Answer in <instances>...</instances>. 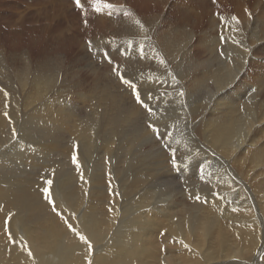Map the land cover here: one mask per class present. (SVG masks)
<instances>
[{
    "label": "bare ground",
    "instance_id": "1",
    "mask_svg": "<svg viewBox=\"0 0 264 264\" xmlns=\"http://www.w3.org/2000/svg\"><path fill=\"white\" fill-rule=\"evenodd\" d=\"M99 1L103 4L123 2ZM95 2L82 0V7L89 9ZM152 3L144 5L140 2L143 9L139 11H121L125 16L119 20L102 16L99 21L92 17L83 22L85 10L75 11V4L61 5L56 4V0H49L53 13L45 16L52 20L68 21L66 27L72 43L68 45L69 48L78 45L82 52H86L88 45L94 42L102 44L104 51L110 52L111 58L121 52H127L126 57L145 54L147 61L151 59L149 62L159 60L163 52L170 59L178 57L176 66L183 68V77L191 83L188 92L193 93L195 89L202 88L207 95H213L214 107L207 112L203 126H200L206 136L203 135L205 139L201 138L205 140L207 148L217 154L216 158L236 173L232 175L224 167H217L218 171L210 177L214 188L199 199H196L197 194L190 196L191 201H187L186 196L179 197L173 193L164 192L159 195L155 186L148 185L147 177L152 173L158 175L154 173L162 168L161 161L145 169L139 162L142 160L143 136L134 127L136 124L130 130L128 127L130 118L134 119V113L138 114L140 109L134 112L135 104H124L123 96L129 98L133 95L120 89L122 85L129 84L121 80L119 72L117 76L112 74L110 80L120 79V87L112 85L116 90L110 88L108 81L99 82L101 86L96 88L100 89V95L95 98L97 103L103 99V112L94 111L91 118L85 121L74 111L75 105L70 102V98L63 95L66 84L72 79L69 77L71 74L67 73L69 70L59 69L63 61L59 55L51 59L48 55L42 59L45 64L41 60L36 67L25 54L20 63L11 66L0 50V264H88V259L92 264H264V0H189L182 5L176 4L174 0H156L154 7L162 8L159 12L151 8ZM26 6L28 8L23 10L30 7L34 9L33 13L28 10L32 15L47 14V6L44 4ZM166 10L179 16L180 24L169 21L164 29L158 27L164 16L162 13ZM103 24L109 27L104 30L106 34L97 38L89 37L87 40L83 38L82 33L91 29V26L99 28L98 33L102 32L100 29L104 28ZM47 29L48 26L42 28L43 31ZM20 30L15 33L21 35ZM193 34L198 37L191 44ZM113 37L122 39L107 46L108 39ZM123 38L128 42L123 43ZM40 42L51 44L45 38H41ZM106 57L110 60V56ZM104 61L102 63H106ZM131 61L134 64L140 60L128 62ZM141 64L138 65L139 69ZM156 64L162 65L158 62ZM106 65L114 68L111 63ZM129 65L128 69L132 66ZM92 69L95 70L94 67ZM96 69L99 70V67ZM149 69L144 67L132 73L125 72L127 76L124 75V79L131 82L144 79L149 83L153 81L145 80L151 77L146 74ZM72 71V77L75 78V71ZM162 73L158 75L160 79ZM76 78L72 87L78 90V96L84 100L91 96L92 99L97 91L80 86L81 75ZM155 79L157 81L156 76ZM87 86L85 84L84 87ZM162 94H159V98ZM138 104L137 108L143 107ZM20 106L24 108L22 115L19 114ZM110 112L115 114L107 115ZM196 112L198 114L199 111ZM189 115L183 117L188 120ZM146 118L142 119L145 121ZM150 120L152 123L156 121L155 118L154 121ZM169 131L167 136L175 132ZM99 132L105 136L99 145L95 144L97 148L94 141ZM117 135L120 142L114 151L113 142H116ZM179 137L184 138L183 135ZM111 153H115L112 158ZM74 154L76 162L73 161ZM130 156L139 160L130 165ZM117 158H123V166H119L120 162L116 165L114 160ZM214 160L210 157L208 161ZM223 163H219V166ZM49 180L52 181L50 185L47 183ZM156 181L160 186L162 181ZM46 187L55 203V211L53 205L45 199L43 189ZM9 213L12 214L11 219H8ZM255 214H258V218ZM65 220L91 241L93 252L90 256L87 245L67 227Z\"/></svg>",
    "mask_w": 264,
    "mask_h": 264
},
{
    "label": "rangeland",
    "instance_id": "2",
    "mask_svg": "<svg viewBox=\"0 0 264 264\" xmlns=\"http://www.w3.org/2000/svg\"><path fill=\"white\" fill-rule=\"evenodd\" d=\"M90 1H92V2H95L96 0H90ZM121 1H123L124 3H125V5L124 4H122V3H120V4H116V3H114V2H112V3H110V5H112V7H110V8H108V7H103V3H101L100 1H99V4L101 5V7H102V10L100 11V12H96L95 11V7H94V4L96 3H93L92 5H91V8H89V9H85V12H84V16H83V19H82V21L84 20V19H87V18H92V17H94V18H96L97 20L98 19H100V17H102V16H106V17H110V18H112L113 20H114V18L117 20H119L120 19V17H124L125 16V13H123V12H121V11H128L129 9H133V10H137V11H139V9H143L141 6H140V2H142L144 5L146 4V3H148V2H150V3H152V5H153V7H151V8H154V10H155V12H159V11H161L160 9H162V8H160V7H158V6H156V7H154V5H156L155 4V2H156V0H152V1H150V0H130V2H129V0H121ZM129 3H128V2ZM132 1V2H131ZM146 1V2H145ZM157 1H159V0H157ZM175 2H176V4H179V5H182V3L183 4H186L185 2H188L189 0H174ZM137 2V3H136ZM179 2V3H178ZM128 3V4H127ZM122 4V5H121ZM136 4V5H135ZM1 5V4H0ZM140 6V7H139ZM34 7V6H33ZM137 7V8H136ZM25 8H28L27 6H25ZM31 8V9H30ZM28 10H30V12H34V9L32 8V7H30ZM69 8V7H68ZM145 8V7H144ZM157 9H159L158 11H157ZM82 10H84V9H82ZM117 11V12H116ZM126 11V12H127ZM69 12V11H68ZM120 12H121V14H122V16H120L121 14H120ZM69 13H71V11L69 12ZM4 14H6V15H3V16H1L0 17V50L4 53V56H5V58L7 59V61H8V63H11V66L14 64V66L15 65H17L18 63H20L21 62V57L23 56V55H25V54H27L29 57V59L33 62V64L36 66V67H38V61L40 62L43 58H46L48 55L50 56V59L51 58H55L56 56H60L62 59H63V61H62V64H61V66H60V68L59 69H61V70H63V71H68L67 73H70L71 75H69V77H71V79H72V81H70V83H68V84H66L67 86H66V91H65V93L63 94V95H65V96H68L69 98H70V102L73 104V105H75L74 107V111L76 112V114H78V115H80L82 118H84V120L86 121V119L88 120L89 118H91V116H92V113L94 112V111H97V112H103V105L101 104V102H103V99L101 100V102H99V103H97V100H96V98L97 97H99V88H96V87H100L101 86V84L99 83V82H101L102 83V80H103V82L104 81H108L107 83H108V85H111V87L110 88H112L114 85L115 86H119L120 87V85H118V83L120 82L119 80L120 79H117V80H115V81H110L111 79H112V74L115 76H117L118 75V72H119V74H122L123 73V75H125V76H127V74L125 73V72H127V73H132L133 71H136V70H140V69H142V68H144V67H147L148 69L151 67V69H149L148 70V72H146V74H148V75H150L151 77L149 78V77H147L145 80L146 81H150V80H152L153 79V81L156 83V86H155V83L153 82V81H148L149 83H146L145 81H144V79H140V82L142 81L143 83H144V85H142L143 83L141 82H139V80L137 81V82H132L133 84H135L136 85V88H137V86H138V84H139V88H137V90L139 91V92H141V94H140V96H141V100L143 99V100H146V101H144V103H146L148 106H149V104L148 103H150V108L152 109V113H156V116H155V114L153 115V114H150L151 116H149L148 114H149V112H148V110L147 109H145L144 107H141V103H139L138 105H139V107H141V108H137V100L136 99H134L135 97V95H134V93H132L133 92V90H132V88H131V86H129V85H122L121 87H120V89H124V90H126V91H129L130 92V94L131 95H133V96H131V97H129L128 98V96L126 95V96H123L124 97V104L125 105H129L130 106V103H131V105H134V106H136V108H134V112L135 111H137L138 109H140V111L138 110V114H137V112L136 113H134L135 114V116L133 115V117H134V119L131 117L130 119H131V122L129 121V123H130V126L128 127L129 128V130L131 129V128H133V126L138 130L137 132H139L140 134H142V136H143V138H142V141H141V146H142V149H141V147H140V149L142 150V152H141V154H140V156H141V161H139V162H141V166H142V168H148V167H151V165L153 164L154 165V163H156V162H160L161 161V164H160V167H162L161 169H159L158 170V172L157 173H154V174H158L157 176L156 175H153V173L151 174V176H149V177H147V182H148V185L149 186H155L156 187V192L157 193H159V195L160 194H162V193H164V192H167V193H173L175 196H179L180 197V195H182V196H186V199H187V201L188 200H190L191 201V199H190V196L191 195H196V196H199V197H205L204 195H206V194H208L209 192H211L212 191V188H214V186H213V184L212 183H210V181H211V176L212 175H214L215 174V172H217L218 171V168H225V171H227V172H229L230 174H235L236 172H234V170L233 169H231V168H229L227 165H225L223 162H220V160L218 159V158H216V156H217V154L215 155V153H213L212 152V150H210V149H208L207 148V144H206V142H205V133H203L202 132V129L200 128V126L202 127L203 126V121L205 120V118L204 117H206L207 115H208V113H209V111H211V109H213V107H214V99L212 98L213 97V95L211 94V95H207V93H206V91H204V90H202V88H200V89H195V92H193L192 93V91H190V92H188V89H189V83L190 82H188L184 77H183V75H182V73H181V71L183 70V68H181V67H178V66H176V63L175 62H177V60H176V58H178V57H171V59L168 57V55L165 53V52H163L164 53V56H162L163 55V53L161 54V55H159V57H163L162 59L160 58L159 60H153L152 62H149V61H151V59H149L148 61L144 58V57H146L145 56V54L144 55H138V56H131V55H129V56H127L126 57V53L127 52H125V54H122L123 52H121L120 54L122 55V57H121V55L118 53L116 56H115V58H111L112 56H111V54H110V52H107V51H104V49H103V46H102V44H100V43H92V44H89L88 45V50L86 51V52H82V50H80V46H78V45H75V46H73L72 48L70 47H68V45L69 44H72L71 43V41L69 40V33H68V28L66 27L67 25H68V21H66V20H64V19H62L61 21H57V26H55V24L54 25H51V26H49L48 27V29L47 30H42V28L43 27H45V26H47V25H41V26H39V27H28V28H26V27H20L21 28V30L20 29H17V28H12L11 26L13 25V23H11L10 22V14H7V13H4ZM41 15V14H40ZM162 15H164L163 16V19H161V23L158 25V27L159 26H161V28H165L166 27V23L167 22H174V23H176V24H178L179 22V16H176V15H173V13H172V11L170 10H166L165 12H163L162 13ZM173 15V16H172ZM119 16V17H118ZM175 16V17H174ZM42 18V17H41ZM165 18H167V19H165ZM149 20V19H148ZM55 21V20H54ZM99 21V20H98ZM84 22V21H83ZM3 24V25H2ZM10 24H12L11 26H10ZM180 24V23H179ZM104 25V28H101L100 29V31H102V32H100V33H98L97 32V30L99 29V28H93L91 25V29H89L87 32H83L82 33V35H83V38H85L86 40L90 37V38H93V37H95V38H97V37H99V36H101V35H104V34H106L105 32H104V30L105 29H107V28H109L108 27V25H105V24H103ZM197 25H199V24H197ZM185 28L184 29H187V27L186 26H184ZM26 29H28V30H26ZM32 30V31H30V30ZM21 31V35L20 34H16L15 32H17V31ZM39 30V31H38ZM55 32V33H54ZM60 33H62V34H60ZM53 34H55V35H53ZM57 34V35H56ZM18 35V36H17ZM51 35H53L52 36V38H51ZM60 35V36H59ZM55 36V37H54ZM196 35L195 34H193V38H192V41H191V44L192 43H194L195 41H196V38L198 37H196ZM41 38L42 39H47V40H49L50 41V45L46 42V44H44V43H42V42H40V40H41ZM161 38V37H160ZM195 38V39H194ZM54 39H56V40H54ZM120 39H122V38H116V37H113V39H108V45L107 46H110V45H114L115 43H117ZM125 38H123V43H126V42H128L127 41V39H125ZM126 41V42H125ZM194 41V42H193ZM14 44V45H13ZM64 45V46H63ZM128 50H129V48H128ZM139 51H140V49H138ZM100 52V53H99ZM141 52V51H140ZM83 53V54H82ZM90 56H89V55ZM166 54V55H165ZM106 55L107 56H110V60L106 57ZM115 55V54H114ZM119 55H120V57H121V60H120V57H119ZM8 56V57H7ZM58 56V57H59ZM86 56H87V58H86ZM177 56H179V55H177ZM13 57V58H12ZM17 57V58H16ZM126 57V58H125ZM88 59V60H86V59ZM116 58H118L120 61H118V59H116ZM129 58H130V60H133V61H136V62H138L139 60V63H135L134 62V64H133V62L132 63H129L128 61H130L129 60ZM146 60H144V59ZM165 58V59H164ZM173 58V59H172ZM9 59V60H8ZM39 59V60H38ZM86 61H85V60ZM127 59H128V61H127ZM137 59V60H136ZM165 60V63L167 64H165L164 63V60ZM168 59V60H167ZM14 60V61H13ZM84 60V61H83ZM106 61V63H111V64H113L114 65V68L113 69H111L108 65H106V63H102L103 61ZM163 62H162V61ZM171 60V61H170ZM10 61H12V62H10ZM66 61V62H65ZM104 61V62H105ZM127 61V62H126ZM161 61V62H160ZM169 61V62H168ZM172 61L174 62V63H172ZM16 62V63H15ZM65 62V63H64ZM94 62V63H93ZM120 62V63H119ZM148 62V63H147ZM156 62H158L159 64H162V65H158V64H156ZM41 63L42 64H45V60H42L41 61ZM69 65H68V64ZM75 63V64H74ZM119 63V65H117ZM141 63H143V65L141 64ZM151 63V64H150ZM163 63L165 64V65H163ZM171 63V64H170ZM126 64V65H125ZM129 64H131L132 66H131V68L130 69H128L129 67H130V65ZM137 64V65H136ZM140 64L142 65V67H140V69L138 68L139 66H140ZM145 64V65H144ZM154 65V66H151V65ZM172 64H173V66H172ZM175 64V65H174ZM100 65V66H99ZM120 65H122V66H120ZM125 65V66H124ZM139 65V66H138ZM147 65V66H146ZM158 65V66H157ZM170 65V66H169ZM10 66V67H11ZM66 66V67H65ZM80 66V67H79ZM90 66V67H89ZM116 66V67H115ZM119 66H120V68H119ZM169 68H168V67ZM95 68V70H93L92 68ZM99 67V70L98 69H96V68H98ZM172 67V68H171ZM177 67V68H176ZM101 68V69H100ZM107 68V69H106ZM162 68V69H161ZM72 69L75 71V74H76V77L77 76H79V75H81V79H79V84H81L80 86H83V88L85 89H87V90H90V91H97V94L94 96V97H92V99H91V96H90V98H87V99H81L79 96H78V94H77V91L76 90H74V87H72L73 85H74V83H75V81H76V77L75 78H73L72 76H73V71H72ZM124 71V72H122V70ZM129 70V72H128V70ZM170 69H172V70H170ZM106 70V71H105ZM150 70H153L154 72H152L151 71V73H150ZM155 70L157 71V72H159L158 74H157V72L155 73ZM160 70L163 72H160ZM169 70V71H168ZM175 70V71H174ZM178 70V71H177ZM71 71V72H70ZM95 71V72H94ZM132 71V72H131ZM98 74H97V73ZM170 72V73H169ZM174 72H175V76H174ZM198 72H200V71H198ZM95 75H94V74ZM104 73V74H103ZM105 73H107L108 74V76L109 77H111L110 79H109V77L107 76V74H105ZM116 73V74H115ZM155 73V74H154ZM161 73L163 74L162 76H161V79H160V77L158 76L159 74L161 75ZM152 74V75H151ZM171 74V75H170ZM172 74H173V76H172ZM84 75L87 77H84ZM106 75V76H105ZM89 76V77H88ZM98 76V77H97ZM153 76H154V78H153ZM155 76H156V78H157V81H156V79H155ZM159 77V79H158V77ZM169 76H171V78L169 77ZM93 77V78H92ZM96 77V78H95ZM169 77V78H168ZM91 78V79H90ZM104 78V79H103ZM184 78V79H183ZM87 79V80H86ZM89 79V80H88ZM167 79V80H166ZM183 81H182V80ZM97 80V81H96ZM99 80H101V81H99ZM81 81V82H80ZM172 83H171V82ZM187 81V82H186ZM96 82V83H95ZM139 82V83H138ZM160 82V83H159ZM175 82H176V86L175 87H173L174 86V84H175ZM179 82L181 83V84H179ZM159 83V84H158ZM85 84H86V86L88 87H84L85 86ZM97 84H99V85H97ZM117 84V85H116ZM161 84V85H160ZM183 84V85H182ZM191 84V83H190ZM209 84V83H208ZM113 85V86H112ZM148 85H149V87H148ZM153 85V86H152ZM180 85V86H179ZM15 86H17V85H15ZM128 86L130 87L129 89H128ZM143 86V87H142ZM152 86V88H150ZM162 88H161V87ZM174 89H172L171 87ZM146 87H148V88H146ZM154 87H156V88H154ZM170 87V88H169ZM142 88V89H141ZM143 88H145V89H143ZM154 88V89H153ZM177 88V91L175 90ZM186 88V89H185ZM96 89V90H95ZM148 89H150V90H147ZM155 89H157V90H155ZM165 89V90H164ZM167 89H169L170 90V92H169V90H167ZM180 89H181V92H183V97H182V94H180L181 92H179L180 91ZM112 90H116V89H113L112 88ZM144 90V91H143ZM154 92H153V91ZM159 90H161V91H159ZM18 91H20V92H23L22 91V89L20 90V89H18ZM143 91V92H142ZM156 91V92H155ZM202 91V92H201ZM144 92H146V93H144ZM153 92V93H152ZM158 92H159V94H161V93H165L164 95L162 94V97L163 96H165V97H161V95H160V98H159V94H158ZM169 92V93H168ZM172 92H173V94H172ZM179 92V93H178ZM171 93V95H169ZM188 93H189V96H187L188 95ZM195 93V94H194ZM130 94H128L129 96H130ZM144 94V95H143ZM149 94V95H148ZM152 94H154V97L156 96L157 97V99H156V97L154 98L153 97V95ZM202 94V95H201ZM20 95V94H19ZM146 95V96H145ZM151 95V96H150ZM178 95V96H177ZM20 96H22V95H20ZM148 96H150V97H148ZM191 96V97H190ZM96 97V98H95ZM126 97V98H125ZM132 97H134V98H132ZM146 97V98H145ZM186 97V98H185ZM130 98H131V100H130ZM148 98H149V100L150 101H148ZM155 99V100H153V99ZM161 98L163 99V101L164 102H162V100H161ZM166 98V99H165ZM207 98H208V100H207ZM120 99V98H119ZM118 99V100H119ZM182 99V100H181ZM186 99H188V100H186ZM199 99V100H198ZM203 99V100H202ZM129 100V101H128ZM135 100H136V103H135ZM152 100H153V102H152ZM180 100V101H179ZM184 100H186V102L184 101ZM91 101V102H90ZM159 101V102H158ZM177 101V102H176ZM179 101V102H178ZM152 102V103H151ZM189 102V103H188ZM194 102V103H193ZM198 102V103H197ZM206 102H207V104H206ZM92 103V104H91ZM119 103H121V102H119ZM127 103H129V104H127ZM163 103V104H162ZM165 103V104H164ZM187 103L190 105V107H189V105H187ZM213 103V104H212ZM96 104L98 105V106H96ZM156 104V105H155ZM159 104V105H158ZM172 105V106H170V105ZM177 104V105H176ZM178 104H180V105H178ZM184 104V105H183ZM199 106H198V105ZM82 105V106H81ZM94 105V106H93ZM153 105V106H152ZM158 105V106H157ZM175 105V106H174ZM196 105V106H195ZM77 106V107H76ZM84 106V107H83ZM143 106V105H142ZM155 106V107H154ZM211 106H212V108H211ZM93 107H95V108H93ZM162 107V108H161ZM179 107V108H178ZM191 107H193L192 108V112H191ZM200 109H199V108ZM20 109H19V114L20 115H22V113H24V108H23V106H20L19 107ZM98 108V109H97ZM157 108V109H156ZM177 108V109H176ZM187 108H189L188 110H186ZM194 108H198V109H194ZM206 108V109H205ZM145 111H144V110ZM178 110V111H176V110ZM21 110V111H20ZM91 110V111H90ZM142 110H143V113H142ZM161 110H163V112H161ZM179 110H182L181 112L179 111ZM194 110V111H193ZM196 110L197 111H199L198 112V114H196L197 112H196ZM160 111V112H159ZM167 111V112H166ZM191 113H190V112ZM202 111V112H201ZM88 112H90V113H88ZM144 112H148V113H144ZM183 112H185V113H183ZM205 112V113H204ZM208 112V113H207ZM162 113H163V115H162ZM177 113H178V115H177ZM90 114V115H89ZM105 114H107V113H105ZM111 115V114H115L114 112H110V113H108L107 115ZM138 116H137V115ZM142 114H144V115H146V116H144V115H142ZM171 114V115H170ZM190 114V115H189ZM140 115H142L141 117H139ZM176 115V116H175ZM180 115H181V117H183V116H185V115H187V117H188V115H189V119L187 120V117H186V119H185V117H183L182 118V120H181V117H180ZM192 115H193V118H192ZM106 116V115H105ZM153 116H155V117H153ZM171 116V117H170ZM139 117V118H138ZM146 118L145 119V121H146V123H145V121H144V119H142V118ZM159 117H160V119L162 120H160L159 119ZM199 117V118H198ZM204 119H203V118ZM99 118H101V117H99ZM149 118V119H148ZM154 118L156 119V121L158 122V123H156V121H154ZM164 118H166V119H168V122H167V120L166 119H164ZM191 118H192V120H191ZM142 119V120H141ZM148 119V120H147ZM150 119H152V121H154L153 123L151 122V120ZM171 119V120H170ZM184 119V120H183ZM195 119V120H194ZM139 120H141V122H139ZM166 120V121H165ZM177 120V121H176ZM200 120V121H199ZM132 121H133V123H132ZM137 121H138V123H137ZM147 121H149L148 123H147ZM164 121V122H163ZM171 121V122H170ZM184 121H186V122H184ZM187 121H188V123H187ZM191 121V122H190ZM180 122V123H179ZM203 122V123H202ZM140 123V124H139ZM142 123L144 124V125H142ZM178 123H179V125H178ZM150 124L151 125H154V128L152 127V130H151V126H150ZM169 124V126H167ZM172 124H174V125H172ZM175 124H177V126L175 127L176 128V131H175V129H174V126H175ZM194 124H195V126H194ZM202 124V125H201ZM133 125V126H132ZM141 127H140V126ZM148 125V126H147ZM157 125H161V127H157ZM171 125L173 126V127H171ZM183 125V126H182ZM145 126V127H144ZM147 126V127H146ZM164 126V127H163ZM168 128H167V127ZM181 126V127H180ZM197 126H198V128H197ZM138 127V128H137ZM142 128L141 130H142V132L144 131V133H142L141 132V130H139L140 128ZM150 127V128H149ZM180 129H179V128ZM183 127V128H182ZM194 127V128H193ZM144 128H146V131H145V129ZM159 130H158V129ZM171 128V129H170ZM193 128V129H192ZM150 131H148V130ZM156 129H157V131H156ZM167 129H169L168 131H169V133H171V130L172 131H175L176 132V134H173V133H175V132H172L171 134H169L168 136H167ZM185 129H187V130H185L186 132H184V130ZM183 131V132H181V131ZM191 130V131H190ZM193 130H194V132H193ZM198 130V131H197ZM152 131V132H151ZM158 131H160V132H158ZM165 131H166V133H165ZM146 132H149V133H146ZM162 132V133H161ZM17 133H18V131H17ZM158 133H159V135H158ZM179 133H181V135L179 134ZM184 133V134H183ZM187 133V134H186ZM195 133H196V135H195ZM2 134H4V133H2ZM98 134H100V135H102V138H101V136L100 135H98ZM104 133H101V132H99V133H97V138H95V141L94 142H96V143H94V145L95 144H98V143H100L101 142V140L102 139H104V136H105V134L103 135ZM117 134H118V132H117ZM156 134V135H155ZM186 134V135H185ZM188 134H189V136H188ZM198 134V135H197ZM156 137L155 139H153V137ZM171 135V136H170ZM184 136V138H182V137H179V136ZM203 135H205L204 137H203ZM14 136H15V134H14ZM165 138H163V137ZM175 136V137H174ZM186 136V137H185ZM151 137V138H150ZM158 137V138H157ZM168 137V138H167ZM172 139V140H170L169 141V139L170 138ZM173 137V138H172ZM194 138V140L192 139V138ZM200 137V138H199ZM204 138V139H202V138ZM160 138V139H159ZM163 140H162V139ZM181 140H180V139ZM186 138H187V140H189V141H187L186 140ZM190 138V139H189ZM147 141H146V140ZM149 139H151V140H149ZM168 139V140H167ZM179 139V140H178ZM193 141H192V140ZM197 139V140H196ZM202 139V140H201ZM161 140V141H160ZM164 140L165 141H168V142H164ZM184 140V141H183ZM191 140V141H190ZM154 141V142H153ZM160 141V142H159ZM175 141V142H174ZM185 141H187V143L185 142ZM196 141V142H195ZM120 142V139L118 138V135H117V138H116V142H113V146H114V151H116V149H117V145H118V143ZM145 144H143V143ZM148 142H149V144H148ZM177 142V143H176ZM193 143V144H190V143ZM116 143V144H115ZM157 143H158V145H157ZM162 143V144H161ZM166 143V144H165ZM173 145H172V144ZM183 143V144H182ZM168 144V145H167ZM175 144V145H174ZM189 145V147H188V145ZM195 144V145H194ZM99 145V144H98ZM98 145H95V146H97V148H98ZM116 145V146H115ZM148 145H150V146H148ZM185 145V146H184ZM201 145H203V146H205V147H203V146H201ZM147 146V147H146ZM179 146V147H178ZM187 146V147H186ZM195 146V147H194ZM144 147H146V149L144 148ZM151 147V148H150ZM173 147V148H172ZM192 147H194V148H192ZM157 148V149H156ZM176 148V149H175ZM178 148V149H177ZM183 150H182V149ZM197 148V149H196ZM144 149V150H143ZM150 149H151V151H150ZM157 150L158 152H156L155 150ZM159 149L161 150V151H159ZM201 151H200V150ZM175 150H177V151H175ZM192 150H194V151H192ZM196 150H198V151H196ZM174 153H173V152ZM184 151H185V153H184ZM192 151V152H191ZM145 152V153H144ZM161 152V153H160ZM149 153V154H148ZM173 155H172V154ZM184 153V156L182 155ZM192 153V154H191ZM114 154L115 153H111V158L112 157H114ZM148 154V155H147ZM151 154V155H150ZM154 154V155H153ZM196 154H198V155H196ZM97 155V153L95 154V156ZM176 155V156H175ZM204 155V156H203ZM207 155L209 156V157H207ZM214 155V156H213ZM155 156H157V157H155ZM163 156V157H162ZM179 156V157H178ZM182 156V157H181ZM198 157V159H197V157ZM146 157V158H145ZM161 157V158H160ZM173 157H175L176 158V160H177V163L175 164V165H173L172 164V159H173ZM181 157V158H180ZM192 157V158H191ZM202 159H201V158ZM210 157H211V159H215L214 161L215 162H210V161H208L209 159H210ZM149 158V159H148ZM164 158V159H163ZM195 158V159H194ZM208 158V159H207ZM130 159L131 160H129V161H131L129 164L130 165H132L133 164V162L134 161H137V160H139V159H137L136 160V158H133V157H131L130 156ZM144 159V160H143ZM153 159V160H152ZM162 159V160H161ZM119 160H120V158H119ZM118 160V158L117 159H115L114 161L116 162V165H119V162H120V165L119 166H123V163H122V160H123V158H121V160L119 161ZM181 160V161H180ZM199 160V161H198ZM206 162H204V161ZM223 160V159H222ZM195 161L198 163H195ZM142 162H144V163H142ZM165 162V163H164ZM171 162V163H170ZM223 163L222 165H220L219 166V163ZM149 163V164H148ZM151 164V165H150ZM198 165V167H197V165ZM203 164H205V165H203ZM153 165H152V167H153ZM170 165V166H169ZM172 165V166H171ZM189 165V166H188ZM201 165V166H200ZM203 165V166H202ZM167 166V167H166ZM200 166V167H199ZM208 166V167H207ZM210 166V167H209ZM213 166V167H212ZM203 167H205V168H203ZM207 167V168H206ZM218 167V168H217ZM173 168V169H172ZM175 168V169H174ZM180 168V169H179ZM196 168H198V169H196ZM203 168V169H202ZM226 168H228L229 170H226ZM168 169V170H167ZM172 169V170H171ZM167 170V171H166ZM174 170H176V172L174 171ZM180 172H179V171ZM183 170V171H182ZM194 170V171H193ZM196 170V171H195ZM233 170V171H232ZM35 171H37V170H35ZM118 172V171H117ZM123 172V171H122ZM122 172H120V174H122ZM175 172V173H174ZM197 172H199V173H197ZM211 173V174H210ZM1 174H4V173H1ZM192 174V175H191ZM232 174V175H233ZM187 175V176H186ZM206 175V176H205ZM170 176V177H169ZM36 177V176H35ZM154 177H156V178H154ZM164 179H163V178ZM189 177V178H188ZM205 177V178H204ZM159 178V179H158ZM167 178H168V180H167ZM175 178V179H174ZM150 179V180H149ZM159 180V181H162V183H161V185L159 186V184H157V181L156 180ZM169 179H171V180H169ZM190 179H192V180H190ZM197 179H198V181H197ZM204 179L206 180V182L204 181ZM155 180V181H154ZM195 180H196V183H195ZM172 181V182H171ZM187 181H188V183H187ZM201 181V182H200ZM174 182V183H173ZM203 183H205V184H203ZM196 184V185H195ZM165 185V186H164ZM179 185V186H178ZM212 185V186H211ZM186 186V187H185ZM190 186V187H189ZM196 186V187H195ZM199 188H198V187ZM188 187V188H187ZM209 187V188H208ZM190 188V189H189ZM196 188V189H195ZM206 188V189H205ZM209 190H208V189ZM165 189V190H164ZM201 189V190H200ZM189 190V191H188ZM204 190V191H203ZM185 191V192H184ZM187 193H188V195H187ZM158 195V196H159ZM187 196H188V198H187ZM163 199H165V198H163ZM153 202V201H152ZM154 203V202H153ZM255 216L258 218V214L256 215L255 214Z\"/></svg>",
    "mask_w": 264,
    "mask_h": 264
},
{
    "label": "snow or ice",
    "instance_id": "3",
    "mask_svg": "<svg viewBox=\"0 0 264 264\" xmlns=\"http://www.w3.org/2000/svg\"><path fill=\"white\" fill-rule=\"evenodd\" d=\"M75 2H76V5L78 7H82L81 0H75ZM94 7H95V11L96 12H100L102 10L101 5L99 4V0H96V3L94 4ZM103 7L110 8V7H112V5L104 4ZM136 23L139 24L140 21H136ZM141 27H143V25H141ZM120 78L125 84H129L131 86V88L133 90V93L135 94V99L137 100V102L141 103L143 105V107L148 110L149 114H153L154 115V113H152V109L149 108V106L146 103H144L143 100H141L140 92L137 90L136 85L132 84V82L130 80L124 79V75L123 74L120 75ZM5 115H7V113H5ZM73 161L76 162L75 154L73 155ZM176 163H177V160H176L175 157H173L172 164L175 165ZM78 167H79V165H78ZM47 183L50 185L52 183V181L49 180ZM43 192L45 194V199L48 200L49 203L53 205V211H55V203L52 200V197H51L49 189L46 187V188L43 189ZM196 199H199V196H197ZM73 215H75V214L73 213ZM11 216H12V214L9 213L8 219H11ZM65 223L67 224V227L72 232H74L77 236H79L80 240L83 241L87 245V250H88V253H89V256H90L92 254V252H93V245H92L91 241H89L88 238L85 235L81 234L71 223H68L67 220H65ZM5 226L6 227L8 226V220L5 221ZM11 238H12V236H11V233L9 232V239H11ZM29 255H31V252H29ZM88 264H92V261L90 259H88Z\"/></svg>",
    "mask_w": 264,
    "mask_h": 264
}]
</instances>
